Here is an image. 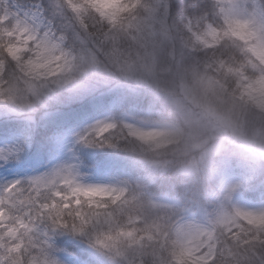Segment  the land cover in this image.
<instances>
[{"label": "rangeland", "instance_id": "obj_1", "mask_svg": "<svg viewBox=\"0 0 264 264\" xmlns=\"http://www.w3.org/2000/svg\"><path fill=\"white\" fill-rule=\"evenodd\" d=\"M53 1L56 2V6L68 7V11L72 15L71 22L80 29H84V23L82 24L83 21L80 17L88 11L99 13L98 19L104 21L105 24L113 25L119 19L121 20L124 14L129 16L130 13L135 12L140 8L142 2V0ZM69 3L74 10L70 9ZM153 4L147 8L145 14L137 17V20L130 19L126 23V28H129L130 33L136 34V38L133 39L142 42L145 39L147 44L154 40L156 29L159 27L160 20L157 18V9L161 7L163 0H154ZM218 4L230 23L246 20L254 26L255 34L251 38L254 43L251 47L255 49V53H250L259 64V55L264 53V39L260 38V33L264 32V11L259 1L218 0ZM5 7L19 14L21 18L26 17L27 22L36 27L41 35L45 30L54 34L55 39L50 42L51 46L55 44L57 46L54 48L63 51V55L58 61L61 65L58 73L55 76L48 75L31 91L34 104L39 105V110L45 112L44 114H49L50 109L59 103L70 101L75 97L80 98L83 91L97 89L102 83L105 84V81L112 78L116 79V75H118L148 89L149 93H154L155 99L165 105L172 106L175 109V117L173 121H169L165 117L163 119L149 118L148 115L153 112L151 109L142 113L139 118L127 111L114 110L113 101L100 114L77 126L53 130L54 147L49 162L44 166H38L39 164L36 163L35 166H29L21 171L13 168L12 162L29 149V137L22 133L0 135V189L6 185H12L17 180L25 181V197L31 195L36 198L39 195V203L47 204V208H41L44 214L53 209L64 210L63 204L71 205L72 200L77 197L85 200L84 195L72 191L73 187L77 185L105 190L103 195L92 193L91 207L86 203L89 209L99 211H108L110 205L125 202L128 194L136 192L138 196L136 201H141L142 207L139 215L128 219L123 227H114L108 231L111 235L110 238L114 237L117 241L102 242L104 248L108 249L105 251L112 263L170 264V261L186 260L189 258V254L194 252L189 240L195 238L196 241H204L203 249L209 250L210 256L202 257V259L211 264V260L215 259L217 253L220 235L229 236L239 241L245 231L247 234H252L251 239L258 247H263L264 216H261L260 213L264 212V201L255 203L246 200L242 195L244 180L236 176L232 170H228L229 167L227 169V166H222L218 191L210 196L211 201L215 202V206L204 210L203 219L184 217L177 220L173 214L179 208L178 201L166 196H153L147 193L144 188L139 186L138 180L127 173H106L93 176L87 172L76 151L77 145L83 141H94L109 135L108 131L102 134L99 132V129L106 123L134 125L132 131L137 133L138 137L135 141L150 150L176 146L184 139L191 140L192 133L186 132L185 129L195 127L199 123L198 117L193 115L194 110H199L213 117L217 123L230 131L231 137L228 142L232 143L235 152L245 154L247 160L255 154L262 155L264 159V125L262 121L252 123L242 115L235 114L232 108L234 99H225L220 95L219 84L208 76L201 73H190L187 76L183 74L170 75L167 68L157 69L158 65L154 54L146 49L143 50L142 46H137L132 52L128 51L127 53L119 49L116 50L115 40L117 38L113 41V37L106 32L99 36L100 39H95L98 38V35L90 36L88 32L86 34L85 30H80L74 37L82 51L79 60H77L78 56L66 47V38L56 35L51 29L52 25L46 22L44 8L40 1L36 0L34 3L23 5L16 0H0V14L3 13ZM141 25L149 27V35L145 29L141 28ZM150 47L152 50L155 49L154 45H150ZM194 73L196 72L194 71ZM236 90H239L240 96L246 97L245 102L255 108L256 112L260 114L258 118L264 121V76L258 75L254 79L241 80ZM0 92L3 93L0 95V107L4 106L5 101L15 99V93L2 85H0ZM178 93L184 98L180 97ZM240 96L238 99H241ZM22 107L30 108L26 103ZM2 114L0 113V115ZM217 150L218 146L211 147L207 153L208 156ZM246 163V172L254 173L255 163L252 161H246ZM32 177H46L53 180L55 188L48 189L46 186H42L39 193L32 191L26 183L28 178ZM120 189H125V191L120 192ZM11 190L9 189V191ZM53 191H55V195H53ZM118 194L119 198L113 201L112 197ZM225 203L231 205L230 211L224 210ZM235 209H239L243 213H251V215L237 216L234 213ZM110 214L112 213L90 215L87 220L92 224L101 225L102 222L107 223L111 220ZM146 218H148V223H145ZM164 222H170L167 229L163 226ZM138 224H141L143 229L137 228ZM204 226L212 230L205 232ZM139 231H142L143 235L137 237ZM165 231L172 234L175 243L169 241L168 236L164 235ZM93 237L95 239V236ZM50 242L54 249L53 256L59 264H74L69 253L56 250L53 237ZM195 255L198 256L199 253L196 252ZM41 259L44 257L42 256Z\"/></svg>", "mask_w": 264, "mask_h": 264}, {"label": "trees", "instance_id": "obj_2", "mask_svg": "<svg viewBox=\"0 0 264 264\" xmlns=\"http://www.w3.org/2000/svg\"><path fill=\"white\" fill-rule=\"evenodd\" d=\"M16 1L23 5L36 2V0ZM38 1L44 8L46 22L52 25L51 29L56 35L66 38V47L78 56L77 60H79L82 51L74 38L76 33L85 30L86 34L88 32L90 36L98 35V38L95 39H100L99 36L106 32L113 37L112 40L117 38L115 40L116 50L119 49L128 53L137 46H142L143 50L146 49V51L154 54V59L158 65L157 69L167 68L170 71L169 66L163 62L158 52L150 47V45H154L156 35L154 40L147 44L145 39L143 42L133 39L136 38V34L130 33L129 28H126L127 21L130 19L137 20V17L145 14L154 0H142L140 8L130 13L129 16L124 14L123 18L113 25L105 24L104 21L96 18L92 11H88L80 17L83 21L82 24L84 23V29H80L71 22L72 15L68 11V7L56 6V2L53 0ZM258 1L261 7L264 6V0ZM203 3H206V0H163V4L157 9V18L160 20L169 12L172 16L180 17L189 11L188 5ZM73 16H75L74 13ZM141 28L145 29L149 35V27L141 25ZM138 49L140 48L138 47ZM242 54L247 65L249 79H251L252 68L257 67L258 69L259 64L246 48L242 49ZM190 73L200 74L194 73V71ZM258 75L256 74L255 77ZM233 76L239 78L238 73H233ZM105 82L97 89L83 91L80 98L75 97L70 101L59 103L50 109L49 114H44L45 112L39 110L35 116V122H30L29 125L17 122L12 115L7 116V118L4 114L0 115L1 136H8L10 133H22L29 137V149L12 162V167L21 171L29 166H35L36 163L39 164L38 166L46 165L54 147L53 130L77 126L81 122L100 114L113 101V109L116 111H127L140 118L142 113L153 109V112L148 115L149 118L163 119L165 117L169 121L174 120L175 109L155 99L154 93H149L148 89H144L118 75H116V79L112 78ZM239 96V90L230 94V98L234 99L232 102L234 113L242 115L243 118L252 123L262 121L264 125V121L258 118L260 114L256 112L255 108L250 107L248 102H245L246 97L244 98L242 95L240 96L241 99H238ZM194 114L198 117L199 123L195 127L185 129L186 132L192 133L191 140L184 139L182 143L176 146L150 150L136 141L125 146L114 140L111 148L99 147L103 137L102 139L86 140L79 143L76 151L87 172L93 176L106 173H127L137 179L139 186L144 188L147 193L153 196H166L178 201L179 210H175L173 214L177 220L184 217L203 219L204 210L209 208L211 194L218 191L222 166H227V169L229 167L228 170H232L236 176L244 180L242 195L246 200L255 203L263 202L264 174L261 173L257 165V162L263 159L262 155L255 154L247 160L245 154L235 152L232 143L228 142L231 137L229 130L222 127L213 117L206 115L203 111L194 110ZM214 146H218V150L213 151L208 156L209 149ZM167 149H171V152L166 153ZM246 161L255 163L254 173L246 172ZM209 178L215 181L211 191L205 185V181ZM136 198H138L136 192H131L127 195L125 202L110 205L108 211L89 209L85 203L82 208V219L76 224L75 230L72 229L71 222H69L67 229L57 227L55 232L47 231L48 235L55 239L54 247L60 252L69 253L74 264H118L112 263L105 251L108 249L104 248L102 242L113 243L117 241L114 237L110 238L111 235L108 231L114 227H123L128 219H133L139 215V211L142 209L141 201H136ZM63 211L61 208L53 209L44 214V217L47 218L51 215L53 219H58ZM108 212L112 214H110L111 220L107 223L102 222L101 225H95L87 220L90 215H104ZM93 227L94 231H91L89 236L79 234L81 230L84 232ZM136 227L143 229L141 224ZM131 228L133 229V227ZM141 235L143 233L139 231L136 236ZM252 237V234H247L246 231L239 241L229 236L220 235L215 256L217 264H250L253 254L262 248V246L258 247L254 243Z\"/></svg>", "mask_w": 264, "mask_h": 264}, {"label": "clouds", "instance_id": "obj_3", "mask_svg": "<svg viewBox=\"0 0 264 264\" xmlns=\"http://www.w3.org/2000/svg\"><path fill=\"white\" fill-rule=\"evenodd\" d=\"M189 11L180 17H175L169 12L161 17L159 27L156 29V39L154 48L165 64L169 66L170 75L187 76L192 71H196L214 79L219 84V94L225 99L230 98L240 85L241 80L249 79L247 65L243 60L242 49L255 53L251 47L254 40L251 38L255 34L254 26L246 20H239L230 23L219 7L218 0H206V3L188 5ZM99 18V13H94ZM260 38L264 39V32L260 33ZM42 36L33 35L32 32L20 34L9 40V47L6 49L0 42V85L15 93V99L5 101L0 107V113L5 118L11 114L17 122L29 125L35 122V116L39 112V105L34 104V97L31 91L41 83L48 75L55 76L60 70L58 63L63 55V51L41 42ZM233 73H238L239 78H234ZM252 78L256 74L264 76V53L259 55V66L251 70ZM39 78V79H38ZM0 95H3L0 92ZM30 106L29 109L22 107L23 104ZM135 126L124 123H106L99 132H109L101 141L99 147H113V141H118L125 146L133 143L138 137L132 131ZM142 138V137H141ZM171 152V149H167ZM258 168L264 174V159L257 162ZM215 181L211 178L205 181L209 191ZM96 195H103L104 189H96ZM125 189H120V192ZM84 195L83 193H81ZM85 200L79 197L72 200L71 205L63 204L64 211L58 219L41 217V230L55 232L57 227L67 229L69 222L73 230L76 224L82 219V208L85 203L91 207L92 194L84 195ZM119 194L112 197L115 201ZM55 206V205H54ZM215 202L210 201L209 207H214ZM225 211L231 210V205L225 203ZM145 223H148L146 218ZM170 222H164V228H168ZM62 225V227H61ZM205 232L211 228L203 227ZM91 230L84 231L82 235L89 236ZM164 235L169 241H173V236L169 231ZM173 243H175L173 241ZM194 252L189 254V258L181 261H170V264H208L202 257H209L210 251L203 249L204 241H196L195 238L189 240ZM198 252L199 255H195ZM211 264H217L213 258ZM250 264H264V247L253 254Z\"/></svg>", "mask_w": 264, "mask_h": 264}, {"label": "snow or ice", "instance_id": "obj_4", "mask_svg": "<svg viewBox=\"0 0 264 264\" xmlns=\"http://www.w3.org/2000/svg\"><path fill=\"white\" fill-rule=\"evenodd\" d=\"M69 6L71 10H74L70 3ZM29 32L38 37L42 36L41 42L46 45L55 39L54 34L47 30L41 35L36 27L27 22L26 17L21 18L19 14L5 7L0 14V42L3 46L7 49L11 38ZM56 46L52 44V47ZM26 183L32 191L37 193L42 186L48 189L55 188L54 181L46 177L28 178ZM24 184L25 181L17 180L12 185H6L0 189V264H59L53 256L51 237L40 227L41 217L44 216L41 208H47V204L39 203V195L36 198L31 195L25 197ZM9 189L12 190L9 191ZM72 191L87 196L97 190L77 185ZM234 213L237 216L251 215L239 209H235ZM260 215L264 216V212ZM49 218L53 217L49 215ZM42 256L44 259H41Z\"/></svg>", "mask_w": 264, "mask_h": 264}]
</instances>
